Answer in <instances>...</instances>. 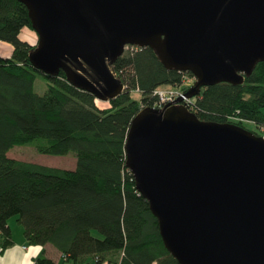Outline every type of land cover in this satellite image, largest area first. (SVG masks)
Wrapping results in <instances>:
<instances>
[{"label": "water", "instance_id": "obj_1", "mask_svg": "<svg viewBox=\"0 0 264 264\" xmlns=\"http://www.w3.org/2000/svg\"><path fill=\"white\" fill-rule=\"evenodd\" d=\"M44 74L111 101L125 89L114 63L127 45L152 46L168 69L203 87L245 82L264 61V0H19ZM145 107L126 164L180 264H264V136L203 120L186 105Z\"/></svg>", "mask_w": 264, "mask_h": 264}, {"label": "trees", "instance_id": "obj_2", "mask_svg": "<svg viewBox=\"0 0 264 264\" xmlns=\"http://www.w3.org/2000/svg\"><path fill=\"white\" fill-rule=\"evenodd\" d=\"M25 30L34 31L28 7L0 0V40L13 45L10 56L0 53V246L14 244L10 220L16 217L31 244L53 245L64 264H180L136 187L126 142L136 115L159 102L156 90L193 73L168 69L152 46H130L114 63L125 89L103 107L93 91L71 83L65 69L49 76L35 67L30 56L39 37L33 42L22 36ZM38 74L49 83L43 94L35 90ZM190 98L188 109L203 120L264 127V61L244 83L203 87ZM25 144L43 154L74 153L77 165L64 169L9 156ZM38 264L56 262L41 257Z\"/></svg>", "mask_w": 264, "mask_h": 264}, {"label": "rangeland", "instance_id": "obj_3", "mask_svg": "<svg viewBox=\"0 0 264 264\" xmlns=\"http://www.w3.org/2000/svg\"><path fill=\"white\" fill-rule=\"evenodd\" d=\"M23 37H28L30 40L33 42H36L38 39V34L32 30H28V33L26 31L22 32ZM13 52V45L7 41L0 40V53L3 54L4 56H10ZM191 76L187 74L181 85V88L185 90L186 92L188 91L187 88H192L195 83H196V77ZM48 80L41 74H38L37 79L35 81V90L43 94L47 88H48ZM174 86L177 85H171V84H164L160 86V91L164 92L165 90H174ZM133 96L135 98H140L141 94L138 91H133ZM179 105L182 104V102L178 103ZM101 106H109L110 103L108 101H101L100 102ZM183 105V104H182ZM237 121V120H235ZM245 127L249 130H252L262 136H264V127H258L255 125L253 122L245 121L243 122ZM9 156L25 161H31V162H36L48 166H53V167H58V168H64V169H74L77 165V157L74 153H69L67 155H52V154H43L40 153L37 148L34 145L31 144H25V145H17L14 148H12L9 151ZM17 221L16 217H13L12 222ZM14 223L15 227L16 224ZM18 223V222H17ZM18 229L15 231L16 233H19V231H23V226L19 223V226H17Z\"/></svg>", "mask_w": 264, "mask_h": 264}, {"label": "crops", "instance_id": "obj_4", "mask_svg": "<svg viewBox=\"0 0 264 264\" xmlns=\"http://www.w3.org/2000/svg\"><path fill=\"white\" fill-rule=\"evenodd\" d=\"M25 31L28 33V30ZM12 219L10 220V225L13 231L14 244L5 249L0 246V264H38V259L41 257H49L56 264H64L65 258L63 254L53 245L31 244L25 237L24 229L16 233L15 231L18 229L17 226H19V223H17L18 221L16 223L14 221L12 222ZM87 264L99 263L92 260Z\"/></svg>", "mask_w": 264, "mask_h": 264}, {"label": "built area", "instance_id": "obj_5", "mask_svg": "<svg viewBox=\"0 0 264 264\" xmlns=\"http://www.w3.org/2000/svg\"><path fill=\"white\" fill-rule=\"evenodd\" d=\"M130 46L132 47H138V46H134V45H127L126 46V49L129 48ZM195 78V77H194ZM194 80H197V79H194ZM158 96H159V102L153 106V107H156V108H163L164 106H167V105H174L176 104V101L182 97L183 98V101H182V104L184 105H188L191 98L190 97H187L186 96V91L183 90L181 88V85L178 84L177 86H174V90H165L164 92H161L160 91V88H158L155 92ZM1 234V232H0Z\"/></svg>", "mask_w": 264, "mask_h": 264}]
</instances>
